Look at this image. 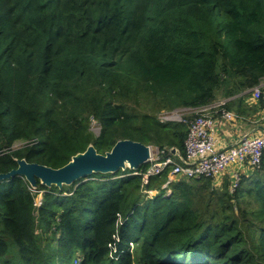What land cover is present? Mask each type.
<instances>
[{
	"label": "trees",
	"instance_id": "16d2710c",
	"mask_svg": "<svg viewBox=\"0 0 264 264\" xmlns=\"http://www.w3.org/2000/svg\"><path fill=\"white\" fill-rule=\"evenodd\" d=\"M262 81L264 0H0V174L119 140L184 159L192 116L156 112L221 91L240 114ZM131 172L37 192L0 181V264H264V153L233 190L225 175L163 188L167 170Z\"/></svg>",
	"mask_w": 264,
	"mask_h": 264
},
{
	"label": "built area",
	"instance_id": "2783aa9c",
	"mask_svg": "<svg viewBox=\"0 0 264 264\" xmlns=\"http://www.w3.org/2000/svg\"><path fill=\"white\" fill-rule=\"evenodd\" d=\"M246 92L252 96L253 103L261 100L264 105V81ZM229 100L213 102L197 108H183L182 112L160 113L158 116L160 122H184L186 115H188L187 117L192 116L188 122V134L184 142L185 157L182 159L177 151L173 155L170 150L163 151L151 147L150 157L144 163V169L132 170L130 175H142L146 182L148 178L161 175L167 170V181L162 186L166 188L167 184L180 177L187 179L215 178L221 176L229 167L241 168L246 163L253 166L258 165L261 155L264 153V131L253 137H244L228 149H217L218 141L215 137L217 119L220 118L229 123L237 118L235 113L227 111L223 107ZM178 113L184 118L177 119ZM237 181L238 174L236 173L231 190L234 189ZM30 189L32 192H37ZM41 194L38 192L35 206L41 204Z\"/></svg>",
	"mask_w": 264,
	"mask_h": 264
},
{
	"label": "water",
	"instance_id": "95a60500",
	"mask_svg": "<svg viewBox=\"0 0 264 264\" xmlns=\"http://www.w3.org/2000/svg\"><path fill=\"white\" fill-rule=\"evenodd\" d=\"M150 151L151 147L142 143L119 140L110 151L99 154L90 144L84 152L75 154L68 163L57 169L28 163L24 159L17 160V168L1 173L0 181L20 176L25 179L32 190H36L37 180L47 188L52 185L61 188L63 185L70 186L74 181L93 173L114 174L118 170H137L148 161ZM170 151L171 154H176L174 148Z\"/></svg>",
	"mask_w": 264,
	"mask_h": 264
},
{
	"label": "crops",
	"instance_id": "0c3cea01",
	"mask_svg": "<svg viewBox=\"0 0 264 264\" xmlns=\"http://www.w3.org/2000/svg\"><path fill=\"white\" fill-rule=\"evenodd\" d=\"M243 107L241 113L233 111L237 118L232 122H225L220 118L216 122V139L218 141L219 150L226 148L239 142L244 137H253L261 134L264 131V111L259 108L256 103H250L249 99L242 101ZM251 104V105H250ZM242 168V167H241ZM237 166L229 167L222 175L223 179L228 178L229 181L234 179V174H238L241 169Z\"/></svg>",
	"mask_w": 264,
	"mask_h": 264
},
{
	"label": "rangeland",
	"instance_id": "374dc122",
	"mask_svg": "<svg viewBox=\"0 0 264 264\" xmlns=\"http://www.w3.org/2000/svg\"><path fill=\"white\" fill-rule=\"evenodd\" d=\"M225 96H224V94H222V92L221 91H219V93L217 94V96H216V100H215V102H219V101H222V100H226V98H224ZM183 109V108H182ZM182 109H175V110H173V111H179V112H182ZM173 111H167V110H162V111H158V112H156V116H159V114L160 113H163V112H166V113H169V112H173ZM186 116H188V115H186ZM183 119L184 117L180 114V113H178V115H177V119ZM158 120H159V118H158ZM91 130L97 135L98 134V132H99V128H98V126H97V124L94 122H92L91 123ZM20 145L19 144H16L15 146H14V149H20ZM155 148V147H154ZM39 198V197H38Z\"/></svg>",
	"mask_w": 264,
	"mask_h": 264
}]
</instances>
